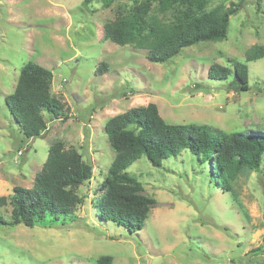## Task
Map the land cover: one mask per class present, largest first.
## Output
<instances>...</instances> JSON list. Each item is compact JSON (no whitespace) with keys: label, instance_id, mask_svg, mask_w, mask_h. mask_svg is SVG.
<instances>
[{"label":"rangeland","instance_id":"obj_1","mask_svg":"<svg viewBox=\"0 0 264 264\" xmlns=\"http://www.w3.org/2000/svg\"><path fill=\"white\" fill-rule=\"evenodd\" d=\"M134 0H0V196L14 186L31 188L51 144L76 148L93 167L92 177L74 189L72 214L45 217L33 227L0 224V264H264V159L259 171L242 169L231 189L218 184L213 163L190 149L153 166L146 156L127 171L156 199L137 230L99 217V197L115 153L106 122L136 106L156 103L171 123H199L224 132L264 128V57L248 62V90L232 77L213 80V64L232 68L264 44V0H209L237 8L227 38L185 47L171 61L155 63L147 51L121 46L104 36V24L131 8ZM153 13L169 19L173 11ZM36 62L53 72L51 92L66 103L64 117L44 112L48 128L25 138L5 96L22 67ZM107 63L100 71L99 65ZM12 206L0 208L10 220Z\"/></svg>","mask_w":264,"mask_h":264},{"label":"trees","instance_id":"obj_2","mask_svg":"<svg viewBox=\"0 0 264 264\" xmlns=\"http://www.w3.org/2000/svg\"><path fill=\"white\" fill-rule=\"evenodd\" d=\"M93 0H84L87 4ZM110 6L113 0H100ZM157 2L161 12L173 11L169 19L153 13ZM209 0H134L131 8L104 24V36L121 46L134 45L147 51L155 63L171 61L185 47L207 40L227 38L231 17L237 8L218 5L208 10ZM247 61L232 59V68L213 64L208 77L224 80L232 77L237 90H248V62L264 57V44H255L247 52ZM101 63L99 70H105ZM53 72L29 61L21 69L15 89L5 96L6 104L25 136H42L48 124L44 112L64 117L66 103L51 91ZM115 153L99 197L101 220L127 226L130 232L148 219L156 199L142 193L143 184L127 169L146 156L153 166L190 149L202 163H213L218 184L231 189V178L242 169L259 171L264 159V128L256 132H224L199 123H171L156 103L136 106L111 117L105 124ZM93 167L76 148L67 149L61 140L53 142L48 157L31 188L14 186L11 196H0V208L12 206L11 218L0 213V224L29 227L45 217L68 216L79 202L74 189L92 177ZM96 264H114L111 255H102Z\"/></svg>","mask_w":264,"mask_h":264}]
</instances>
